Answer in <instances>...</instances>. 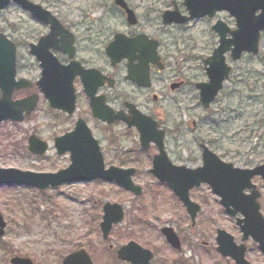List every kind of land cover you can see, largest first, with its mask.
<instances>
[{
	"label": "rangeland",
	"instance_id": "1",
	"mask_svg": "<svg viewBox=\"0 0 264 264\" xmlns=\"http://www.w3.org/2000/svg\"><path fill=\"white\" fill-rule=\"evenodd\" d=\"M130 1L136 7L141 25L152 24L162 11L171 6V0H165V3L158 0ZM35 2L45 5L68 24L77 25L80 33L89 27L93 28L92 32L104 30L103 38H111L113 30H134L114 0ZM46 31L42 23L15 3L0 15V32L20 43L33 41ZM186 33L191 48L188 63L196 73L195 80H207L203 61L218 45V38L211 34L210 23L205 20L191 23ZM263 54L264 33L258 55L244 54L239 61H233L227 55L233 71L210 111L204 109L198 96L190 101L185 93L181 95L184 98L182 104L166 102L163 110L160 109L163 104L159 105V113L163 115L162 121L167 129L166 150L173 163L189 167L202 164L199 150V142L202 141L236 167L264 163V130L259 125L262 118L260 94L264 91ZM32 64L28 49L20 47L18 65ZM214 119L219 124L212 123ZM193 120L197 122L196 127L191 123ZM68 124L55 119L47 100L40 98L36 110L23 122L5 121L0 124V167L35 172L60 170L70 159L68 155L56 153L52 140L53 136L69 128ZM92 126L93 134L102 146L106 167H130L139 161L140 170L133 179L136 184L144 186L141 196L115 181L101 179L67 182L46 190L26 185H0V214L7 223L5 234L0 236V264H11L13 256L29 257L36 264H62L63 256L74 249L89 247L88 242L96 246L101 240L97 230L107 202L118 203L124 210V218L114 225L112 235L116 232L126 235L130 226L136 237H142L146 227L172 223L179 218L175 215V207L164 200L171 197L170 189L159 184L149 172L151 153L152 156L157 153V148L152 145L149 151H141L138 132L135 129L126 131L124 125L109 131L98 123ZM31 134L50 142L51 147L46 154L38 156L29 151L28 137ZM261 187L264 214V184ZM59 251L63 253L59 254Z\"/></svg>",
	"mask_w": 264,
	"mask_h": 264
},
{
	"label": "flooded vegetation",
	"instance_id": "2",
	"mask_svg": "<svg viewBox=\"0 0 264 264\" xmlns=\"http://www.w3.org/2000/svg\"><path fill=\"white\" fill-rule=\"evenodd\" d=\"M125 1L135 12L137 22L134 24L129 23L126 9L118 6L115 0L114 3L121 14L126 17L127 23L134 26V30H113L111 38H103L104 30L97 29L92 32L93 28L87 27L85 32L80 33L77 30V25L68 24L56 14L63 26L73 33L72 43L70 36L66 33V35L59 34L54 45L48 47V43H45L39 46V49L44 52L47 51L46 53L49 50L62 67L71 66L76 61L77 66H73L74 71L78 68L83 71H77L78 73L73 78L75 97L73 111L49 105V111L55 119H59L62 124L69 123L70 127L64 129L63 133L72 131L79 119L85 120L93 133V123L100 124L101 128L104 127L108 131L118 125H124L128 131L133 128L129 127L126 121L116 120L109 123L97 117L95 110L102 111L105 109L115 111V113L122 112L131 118L133 116L131 109L133 108L139 110L142 115L152 117L154 122H158V129L163 128L167 135V129L162 121L163 115L161 112L159 113V105L166 102L182 104L184 101L181 96L182 93H185L186 96L189 95L190 101L197 96L200 101L197 84L208 80V78L207 80H195L196 73L188 63L191 48L187 42L189 36L186 29L191 23L205 20L210 23L211 34L216 36L219 41L220 34L217 26L220 22L223 23V27L229 30L226 34L227 37H232V31L237 28L235 16L225 9L216 11L212 16L204 15L191 18L184 23L166 24L163 20V14L168 9L177 7L182 17L190 15L184 0H171L170 8L162 11L152 24L141 25L136 7L130 0ZM158 1L165 3V0ZM42 2H51V0H42ZM19 7L31 13L22 6ZM259 12L257 11V14ZM35 19L42 23L37 18ZM42 24L47 31L37 39L27 43L14 40L17 44V60L18 50L22 46L28 49L33 59L32 65H18L17 63V80L24 78L33 85L15 91L14 99H23L32 94H38L39 100L40 98L45 99L38 84L42 77L41 60L31 53L30 46L31 44L38 45L40 38L50 32V25ZM117 34H120L124 39L146 35L148 39V47L145 48L147 51L146 59L150 58L152 48L156 43L157 61H147L148 64H144L139 58H134L131 62L129 58L124 57L117 63H113L107 53V48ZM140 55L141 52L136 51L135 56ZM131 67L136 68L137 72L133 78L130 77ZM27 69H29L28 73H25ZM263 102L264 91L260 94L262 118L259 125L261 130H264ZM164 104L160 106V109L165 108ZM211 108H206V111H210ZM211 122L213 123L212 120ZM191 123L194 127L197 126L195 120ZM57 136H53L52 147L58 154L55 144ZM202 144H204L203 141L199 142L201 154L203 151ZM65 155H68L70 159L69 153L59 156ZM138 162L133 166L137 169V173L140 170ZM70 163L71 159L60 169L67 168ZM125 163H129V161ZM143 164L146 162L144 161ZM198 166L199 164L192 168ZM252 181L258 185V188L262 189L261 186L264 181L261 176L254 177ZM162 185L167 186L164 183ZM251 190V188H244L242 195H250ZM170 196L164 200L175 207V215L179 216L172 223L165 222L162 225L146 227L142 232V237H136V232L130 226L126 235L118 234V232L112 235L111 232L114 228L112 226L111 231L105 236L102 227L99 226L97 231L100 232L101 240L97 242L96 246L92 242H88L89 247L81 246L80 248L88 253L94 264H142V262L143 264H264V251L260 241L252 234H247L239 223V219L244 217L243 211L235 208L234 205L227 207L208 183L190 189L191 209L171 190ZM197 208L199 209L194 218L192 214ZM109 238L112 239L109 240ZM131 241L142 247L133 253L135 257L137 256L138 263L134 259H121L118 255L119 250Z\"/></svg>",
	"mask_w": 264,
	"mask_h": 264
},
{
	"label": "water",
	"instance_id": "3",
	"mask_svg": "<svg viewBox=\"0 0 264 264\" xmlns=\"http://www.w3.org/2000/svg\"><path fill=\"white\" fill-rule=\"evenodd\" d=\"M18 3L31 11L32 15L45 24H50V32L42 36L39 44H31V53L35 54L42 65V77L38 82L41 91L48 99L51 107L73 111L74 91L73 78L81 69L74 71L76 61L71 66L62 67L56 57L48 50V53L39 49V46L48 43V47L54 45L59 34L70 36L73 41V33L66 29L60 20L41 4L31 0H0V13L11 2ZM116 4L127 11L129 23L137 22L135 12L128 6L125 0H115ZM189 10V16H181L177 7L168 9L163 14L166 24L172 22L184 23L194 17L214 15L218 10H228L236 18L237 29L232 31V37H227L229 31L220 22L217 26L220 34L219 45L213 54L204 60L205 69L209 78L208 82H199L200 100L205 107H210L215 101L219 91L223 88L225 81L229 78L231 67L226 62V53L231 51L233 60H239L244 51L249 53L259 52L261 31L264 30V0H184ZM257 11H260L257 14ZM67 35V36H68ZM148 39L146 35H138L133 38L124 39L117 34L109 44L107 53L113 63L122 58L140 59L142 63L147 61L156 62L158 59L155 43L150 58L146 59L145 48ZM60 47V46H59ZM140 51V56H135ZM264 60V57H263ZM70 68V70H69ZM136 68H130V77H135ZM17 75V46L13 40L0 32V124L4 121L22 122L37 107L38 94L30 95L23 99H13L16 90L31 87L33 84L27 79H16ZM72 97V98H71ZM70 98V99H68ZM71 107V108H70ZM132 117L122 112L115 113L112 110H95L97 117L113 123L116 120H124L130 127L136 126L140 135L143 148H149L154 142L159 153L153 158V168L150 170L159 180L167 182L174 192L191 209L189 191L195 186L208 183L213 191L222 198V203L227 207L234 205L243 211L244 217L239 219L242 229L247 234H252L260 241L264 251V215L261 212L259 198L261 192L257 189L252 179L261 175L264 179V164L252 168L236 167L231 162L224 161L217 153L207 145L202 144L203 165L198 168H189L185 165L174 164L165 149V130L158 129V123L150 117L142 115L138 110L131 109ZM58 154L70 153L71 164L69 167L57 172H35L31 170H20L17 168L0 167V185H27L45 190L49 187L56 188L65 182H84L94 179L116 181L121 186L134 192L136 195L142 193V187L133 181L136 173L135 168H120L110 166L106 168L104 154L99 141L94 137L92 130L85 120L79 119L76 127L55 139ZM49 144L32 134L29 137V150L37 155L47 152ZM244 188H252L250 195H242ZM199 208L193 211L195 218ZM124 218V210L118 203L107 202L104 205L102 231L107 236L114 224L121 222ZM6 221L0 214V236L5 234ZM223 247V246H222ZM220 247V248H222ZM142 247L136 242H129L119 250L121 259L137 260L133 255ZM11 264H36L29 257L14 256L10 259ZM138 263V262H137ZM63 264H94L91 257L84 249H79L63 259ZM143 264V262H142Z\"/></svg>",
	"mask_w": 264,
	"mask_h": 264
},
{
	"label": "trees",
	"instance_id": "4",
	"mask_svg": "<svg viewBox=\"0 0 264 264\" xmlns=\"http://www.w3.org/2000/svg\"><path fill=\"white\" fill-rule=\"evenodd\" d=\"M65 250V249H64ZM62 251V250H61ZM61 251H59V254H61V253H63V252H61Z\"/></svg>",
	"mask_w": 264,
	"mask_h": 264
}]
</instances>
